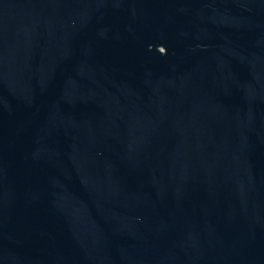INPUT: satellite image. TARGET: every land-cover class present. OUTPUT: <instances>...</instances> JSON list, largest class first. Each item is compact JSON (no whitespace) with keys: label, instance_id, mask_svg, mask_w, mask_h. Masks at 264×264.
Here are the masks:
<instances>
[{"label":"water","instance_id":"obj_1","mask_svg":"<svg viewBox=\"0 0 264 264\" xmlns=\"http://www.w3.org/2000/svg\"><path fill=\"white\" fill-rule=\"evenodd\" d=\"M0 264H264V0H0Z\"/></svg>","mask_w":264,"mask_h":264}]
</instances>
